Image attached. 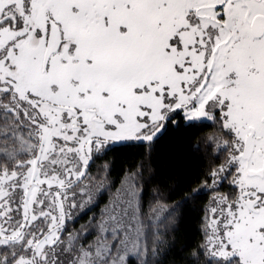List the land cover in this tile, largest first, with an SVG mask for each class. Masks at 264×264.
Segmentation results:
<instances>
[{
	"label": "snow or ice",
	"instance_id": "6c2138e0",
	"mask_svg": "<svg viewBox=\"0 0 264 264\" xmlns=\"http://www.w3.org/2000/svg\"><path fill=\"white\" fill-rule=\"evenodd\" d=\"M0 264H264V0H0Z\"/></svg>",
	"mask_w": 264,
	"mask_h": 264
},
{
	"label": "trees",
	"instance_id": "16d2710c",
	"mask_svg": "<svg viewBox=\"0 0 264 264\" xmlns=\"http://www.w3.org/2000/svg\"><path fill=\"white\" fill-rule=\"evenodd\" d=\"M176 197H173L175 199ZM84 220L87 219L85 216ZM198 219L197 210L195 208L189 207L184 209V216L178 226V231L175 233L176 248L178 249L181 245H188L189 248L195 243L196 235V220ZM83 222V221H81Z\"/></svg>",
	"mask_w": 264,
	"mask_h": 264
}]
</instances>
